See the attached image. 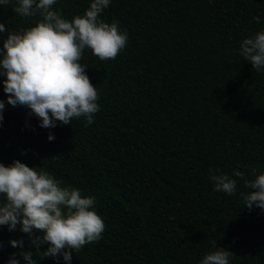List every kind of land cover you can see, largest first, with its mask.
Instances as JSON below:
<instances>
[{
  "label": "trees",
  "instance_id": "obj_1",
  "mask_svg": "<svg viewBox=\"0 0 264 264\" xmlns=\"http://www.w3.org/2000/svg\"><path fill=\"white\" fill-rule=\"evenodd\" d=\"M89 4L59 0L53 8L71 20ZM14 6L0 7L5 39L41 19ZM101 19L118 21L128 42L113 60L83 53L99 95L93 123L42 128L29 109L6 103L0 162L42 168L96 197L105 230L71 264H198L215 247L234 254L230 264H264V212L240 196L250 190L233 177L229 196L209 179L210 169L245 171V179L255 178L251 169L264 173V72L238 54L264 28V0H112ZM7 95L0 84V99ZM13 239L36 258L27 234L0 226V264L18 253Z\"/></svg>",
  "mask_w": 264,
  "mask_h": 264
},
{
  "label": "clouds",
  "instance_id": "obj_2",
  "mask_svg": "<svg viewBox=\"0 0 264 264\" xmlns=\"http://www.w3.org/2000/svg\"><path fill=\"white\" fill-rule=\"evenodd\" d=\"M10 2L0 0V7ZM58 2L16 0L14 13L41 19L29 28L7 30L6 39L5 24L0 23V84L8 94L6 100L0 99V124L6 103L29 109V115L35 116L42 128H54L58 122L71 125L74 118L81 117L90 125L100 111L97 87L87 75L88 65L81 62L83 53L90 49L101 61L113 60L126 47L128 33L118 21L101 19L112 0H90L84 13L71 20L53 8ZM253 19L262 23L260 16ZM238 54L251 62L257 73L264 72V28L244 38ZM54 138L49 133L48 141ZM250 171L254 179H245L246 172L237 169L232 176L210 169L209 179L214 191L232 196L237 192L233 177L240 178L250 190L240 193L244 206L264 212V173ZM0 226H6L9 232L27 234L36 252L33 258V252L25 250L23 239L9 240L19 251L11 253L5 264H38L37 256L51 257L55 264H71L73 253L99 241L105 230L94 195L82 196L81 189L62 186L48 171L15 159L7 166L0 162ZM43 245H47L45 250H41ZM233 255L226 248L215 247L198 264H230Z\"/></svg>",
  "mask_w": 264,
  "mask_h": 264
}]
</instances>
